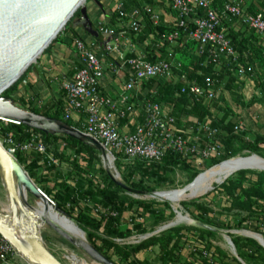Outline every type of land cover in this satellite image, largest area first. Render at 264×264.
Listing matches in <instances>:
<instances>
[{"label": "trees", "instance_id": "obj_1", "mask_svg": "<svg viewBox=\"0 0 264 264\" xmlns=\"http://www.w3.org/2000/svg\"><path fill=\"white\" fill-rule=\"evenodd\" d=\"M235 2H242V6L246 7L244 9L247 14H261L264 19V0H211V6L215 11L220 12L224 4ZM135 4L137 8H141L139 1ZM79 17L80 10L74 14L70 21L65 25L64 29L52 41L42 55L50 50V48L58 41L62 33L73 31V23ZM118 19L119 15L118 12H116L113 14L111 19L112 27H115ZM144 22L145 26L138 34L135 35L132 31H130V33L133 36H137V40L140 43H144L151 37L150 45L159 47V49H154L151 52V55H146V60L150 62H155L156 59L169 61L170 59L167 57V49L169 48V45L168 43H164L160 47V43L161 40L176 31V27L168 26L162 21L155 25L149 17H145ZM221 27L226 30L227 38L230 40L239 55L240 63L251 67L254 66L257 70L263 71L262 82H260L258 88L261 90L262 97L264 98V39L259 38L247 28L249 36H241L236 25H231L224 20L221 22ZM188 28V30L192 29L191 26ZM117 33L118 32L113 31V36L117 35ZM74 38H78L76 33H74ZM197 49L198 45L189 41L187 35L180 31L177 45L172 48L173 57L175 58L174 66L172 68L176 70L175 72L179 78V82L170 84L159 80H152L143 86V89L146 91L147 99L162 104L170 111L171 115L176 119V123L179 128L186 124L189 118H193L195 119V123L198 124L205 122V120H209L211 121L212 127L220 129L221 135L219 137V141L221 142L226 154L220 158V161L213 160L206 164L207 166L215 167L220 163L235 157L232 154L233 152H231L234 150L232 141H238L237 138L240 137V135H235L233 133V127L236 124L231 121H226L230 116L231 111L227 107H220L219 100L212 105H203L201 103L191 101L186 96L179 94L185 81L196 82L201 85L206 77H213V74L217 71L215 66L206 64L205 57H198L195 55ZM134 57L135 56H131L130 58ZM29 69L25 72H28ZM218 71L219 77L217 79L220 82H222L226 77L231 80L236 79L227 72L228 70L226 68H221ZM183 77L184 79H182ZM25 79L26 76L24 73L18 81L1 96L12 99L14 104L20 109L29 111L35 115L55 119L69 128L81 131L79 122L64 119V92L59 93V97L40 104L38 94L32 93L33 95L29 99L20 95V86ZM232 82L230 81V84H232ZM47 86L50 88L49 82L47 83ZM33 88L32 84H26V91L33 92ZM227 88L229 90V87ZM153 91L156 93L155 95L151 94ZM211 108H213V111H211ZM215 113H217V115L220 114V117H216ZM37 134L42 137L46 144L62 143L64 149L70 152L71 155L68 158L61 155L58 156L59 162L65 163L69 167L70 171L66 176L61 175L53 164L49 163L46 158L43 159L38 154H30L27 156L25 153L16 151L13 157L17 163L23 167L33 183L54 204V206L64 212L70 221H72L84 233L87 242L110 261L107 256V252L114 250L118 253L120 251L118 245L113 241L114 239L127 238L131 231L144 233V229L140 224L134 225L131 231H120L119 222L122 219V216L125 213L130 212L135 205L145 211H150L151 207L139 202H129L122 199L116 192L112 191V188L117 186L111 181L108 174L105 172H103L105 173L103 180L98 185H95L93 182V173H91L92 170L90 167L83 168L79 164V159H81L83 155L91 157L95 154H99L88 144L64 135H44L39 131L29 129L23 125H14L0 121V141H3L9 135L11 136L13 142L18 144L28 141L33 135ZM262 143L264 142L261 139H256L252 142H246V147L257 148ZM3 147L5 149L8 148L5 144H3ZM253 151L255 153L257 152L255 150ZM113 156L115 158L114 167L118 172H120V169H123L122 166L126 164L124 162V158L119 154H113ZM134 166L135 173H129L130 178L133 179L134 176L139 175L142 180L156 181L159 183H166V173L171 168L180 166H183L185 169L195 170L192 175V181L199 175H197L196 168L188 164L180 155H173L171 153L167 154L159 164L146 165L143 163H136ZM43 167L46 168V173H41L40 176H37ZM246 174L247 172L240 171L234 174L236 175L237 181L228 178L222 185L218 187L216 186L214 190H221L223 193L242 191L246 194L247 198L255 199L257 202L263 201L264 175L259 176L257 180L253 182L246 178ZM51 176H54L55 179L52 180ZM122 179L125 186L139 192L140 194L152 192L144 187L142 180L135 184L131 181V179H127L124 176H122ZM50 180H52V182ZM244 184H248V188L245 189L243 187ZM82 202L108 209L111 211L112 215L103 217L100 220L94 219L88 215L86 212L88 207L83 205ZM190 205L206 217L212 214L211 211L201 205L196 203H192ZM151 214H154V212H151ZM187 232L192 236L198 234L200 238H203L204 235L210 237L214 234L212 231L207 229L170 230L157 240L139 245L134 249V252L146 250L151 246H158L160 251L159 260L161 264H174L175 259H177L180 255L182 250L181 243ZM233 243L237 247V242L233 241ZM251 246H254L253 243L248 241L247 247L251 249ZM220 264L232 263L223 259L220 261Z\"/></svg>", "mask_w": 264, "mask_h": 264}, {"label": "built area", "instance_id": "obj_2", "mask_svg": "<svg viewBox=\"0 0 264 264\" xmlns=\"http://www.w3.org/2000/svg\"><path fill=\"white\" fill-rule=\"evenodd\" d=\"M161 2L175 15L173 26L177 30L160 43V47L168 43L167 57L170 60L150 62L146 60V54L122 60V68L127 77L123 87L125 93L114 101L101 93L100 84L104 70L98 58L82 41L74 40L78 67L72 80L62 85L65 93L64 119L73 120V115L78 116L80 132L97 141L113 158V154L121 155L126 164H159L171 153L180 155L197 169L223 156L224 148L219 141L220 129L212 127L211 121L205 120L200 124L195 123V128L191 129L193 136L189 138L184 127L177 126L176 119L170 111L162 104L147 99L145 94L140 99V112L136 115L133 130L128 133L121 132L119 121L135 114L137 107L129 93L135 91L141 93L142 87L147 83L152 80L164 81L171 73L174 66L172 48L177 45L181 31L187 35L189 41L198 45L195 55L205 57L206 64L215 66L217 71L213 77H206L201 85L185 81L179 94L191 101L212 105L218 101L224 87L217 79L218 70L226 68L231 76L239 79L253 74L252 67L240 63L239 55L227 38L221 22L224 20L231 25L241 23L259 38L264 39V19L261 14H247L242 2L226 3L220 12L212 8L211 0H161ZM118 15L120 19L126 17L122 7L118 8ZM137 15L149 17L155 25L159 22V17L149 6L135 9L133 16ZM189 26L192 27L191 30H188ZM141 30V22L132 18L129 31L136 35ZM98 32L109 38L114 35L112 31L104 28H100ZM105 50L112 52L114 46L107 43ZM151 94L156 93L153 91ZM243 132L242 125L236 124L233 127L235 135H241ZM0 143L8 147L3 148L12 156L16 151L45 154L44 146L36 141L35 135L28 141L18 144L8 135L3 143L1 141ZM13 252V247L0 237V260L4 262Z\"/></svg>", "mask_w": 264, "mask_h": 264}, {"label": "rangeland", "instance_id": "obj_3", "mask_svg": "<svg viewBox=\"0 0 264 264\" xmlns=\"http://www.w3.org/2000/svg\"><path fill=\"white\" fill-rule=\"evenodd\" d=\"M244 8L246 7L244 6ZM240 24L241 23L236 24L237 29L240 31V35L248 37L249 31ZM40 57L36 60L37 62ZM29 68V71L25 72L26 77L30 75L34 69L33 65ZM252 68L253 73H255L257 71L256 67L252 66ZM171 71L173 74H176L174 68H172ZM40 104H42V102H40ZM35 138L36 141L41 142L45 148V154L40 156L43 159L46 158L51 164H53L61 175L66 176L70 171L69 167L65 163H60L58 156L61 155L68 158L71 155L70 152L64 149L62 143L46 144L38 134L35 135ZM237 139L238 143L234 146V150L231 151L235 157L241 156L246 158L257 155L264 159V143L257 148H249L246 147L247 144L245 142L242 143L240 137ZM1 142L3 143V141ZM253 150L257 152L255 153ZM25 154L28 156L36 153L30 152ZM225 154V151H223V156H225ZM216 160L220 161V158ZM105 162L106 161L102 159L100 154H95L91 157L83 155L82 158L79 159L81 167H90L92 170L91 173H93V182L95 185H98L103 180L105 173L108 174V164ZM122 167L123 169H120V172H118L115 167L114 168L118 172L119 180L123 184L124 181L122 176L131 179L135 184L142 180L139 175L134 176L133 179L129 177V173H135L134 165L125 164ZM211 168L213 167L207 165L199 167L196 169L197 175L204 173ZM194 171L195 170L185 169L183 166H180L171 168L166 173V183L142 180L144 187L152 191L151 193L136 195L128 193L119 187L112 188V191L116 192L122 199L129 202H139L151 207L150 211H145L135 205L130 212H127L122 216V219L119 222L120 231H131L134 225L140 224L144 229V233L131 231L127 238L114 239L113 241L118 245L120 251L118 253L114 250L107 252V256L113 264H161L159 260L160 251L158 246H151L146 250L134 252V249L139 245L150 243L164 236L172 228L163 233L158 232L159 229L166 224L174 222L176 220L175 218H177L172 205L168 201L152 197L158 191L184 188L192 182ZM245 172H247L246 178L253 182L256 181L259 176L264 175V172L257 173V171L250 170H246ZM41 173H46L45 167L39 171L37 176H40ZM51 177L52 180L55 179L54 176ZM229 179L237 181L236 175L231 176ZM52 180L50 181L52 182ZM248 186V184L243 185L245 189L248 188ZM196 199L181 202L178 208L180 215L184 218L187 217L192 224L181 223L173 227L172 230H200L206 229L207 227L214 230L212 231L214 234L210 237L204 235L203 238H200L198 234L192 236L187 232L181 243L182 250L180 255L175 259L174 264H220V261L223 259H226L227 262L232 264H264V248L252 238L245 235L246 233H253L260 235L264 239V200L257 202L255 199L247 198L246 194L242 191L223 193L221 190L215 191L214 189L208 194ZM82 203L88 207L86 212L94 219L100 220L103 217L112 215L111 211L108 209L96 207L86 202ZM192 203L203 206L211 211L212 214L208 217L204 216L190 205ZM7 208V195L4 192L0 179V211L3 210L6 213ZM28 209L33 213L44 211V208L41 207L40 203L32 197L28 200ZM151 212H154V214H151ZM3 220L5 225L9 224L8 218ZM40 231L45 248L61 264H94L93 261L82 251L60 239L49 228L43 226L40 228ZM146 236L150 237L146 238ZM227 238L231 240L233 247L229 245ZM233 241L237 242V247L234 245ZM248 241H251L254 245L251 246V249L247 247ZM0 264L29 263L14 250L12 255H10L4 262L0 260Z\"/></svg>", "mask_w": 264, "mask_h": 264}, {"label": "water", "instance_id": "obj_4", "mask_svg": "<svg viewBox=\"0 0 264 264\" xmlns=\"http://www.w3.org/2000/svg\"><path fill=\"white\" fill-rule=\"evenodd\" d=\"M85 3L86 0H0V121L14 125H23L44 135H64L88 144L107 162L109 169L108 176L111 181L120 189L139 195V192L130 189L119 180V174L113 165L114 158L108 155L97 141L74 128L67 127L55 119L35 115L29 111L20 109L14 104L12 99L1 96L32 65L39 74L40 79L44 80L36 60L59 35L78 10H80V17L76 19L74 26L81 27L91 36L98 37V32L93 30L90 25L84 7ZM25 119L29 120L24 121ZM252 157L242 158V160ZM201 175L202 173L189 185L194 184ZM0 179L4 192L10 195L11 198L16 197V189L23 188L36 200L41 201L46 207H52L57 214L72 223L67 215L55 207L40 191L23 167L3 148L1 143ZM7 218L8 213H5L3 210L0 211V237L6 240L22 258L33 264H61L45 248L40 234L35 239L24 243L5 225L3 219ZM43 225L50 227L58 236L68 241L71 246L82 251L92 261L98 264H113L88 242L73 239L54 223L44 220ZM206 229L214 231L207 227ZM79 231L84 234L80 229ZM227 241L233 247L229 238H227Z\"/></svg>", "mask_w": 264, "mask_h": 264}, {"label": "crops", "instance_id": "obj_5", "mask_svg": "<svg viewBox=\"0 0 264 264\" xmlns=\"http://www.w3.org/2000/svg\"><path fill=\"white\" fill-rule=\"evenodd\" d=\"M139 1L141 8L136 7V2ZM143 6L152 8L153 13L159 17V22L162 21L168 26H173L175 15L167 9L161 0H89L86 1L84 7L93 30L97 31L100 28L109 29L110 31L118 32L113 37H106L98 32V37H94L85 32L81 27H75L73 23V31L64 32L61 34L58 41L43 54L37 64L43 74L44 80L40 79L36 69L28 75L25 81L21 84L19 93L26 99L32 97V93L39 95V101L46 103L53 98L59 97V93H63L62 85L71 81L75 70L78 67V56L74 48V40L82 41L98 58L103 70L104 77L100 84L101 93L110 99L117 101L124 92V83L127 80L126 72L122 68V60H127L131 56L151 55V52L158 48L152 46L151 37L144 43L137 40V36L131 35L129 25L133 19H138L141 22L142 29L145 26L144 16H133L135 9H142ZM122 7L126 17L118 19L115 27H112L111 19L114 13L118 12V8ZM76 21V20H75ZM74 21V22H75ZM74 33L78 38H74ZM111 43L114 46L112 52L105 50V44ZM169 51V48L167 49ZM159 61V59H156ZM175 61V58H174ZM263 71L257 70L252 75L244 79L236 78L231 80L226 77L223 83V92L219 97V106L227 107L231 114L227 118V122L242 125L244 132L240 135L243 142H252L256 139H261L264 142V98L262 92L258 88L262 82ZM230 81L232 84H230ZM50 83L48 88L47 83ZM166 83L175 84L179 82L177 74L171 73L165 77ZM26 84L33 85V92L26 91ZM229 87V90L228 88ZM146 91L142 87V92L137 91L129 93L137 105L135 114L128 117L126 120L119 121L121 132L128 133L133 130L139 114V102ZM64 101V98H63ZM65 103V102H64ZM219 114V113H218ZM215 116H219L215 113ZM78 116L73 115V121L77 122ZM187 124V125H186ZM184 124L185 133L191 138L192 127L195 126V119L189 118ZM190 124V125H188ZM191 136V137H190ZM233 146H236L238 141H232Z\"/></svg>", "mask_w": 264, "mask_h": 264}, {"label": "bare ground", "instance_id": "obj_6", "mask_svg": "<svg viewBox=\"0 0 264 264\" xmlns=\"http://www.w3.org/2000/svg\"><path fill=\"white\" fill-rule=\"evenodd\" d=\"M27 120L29 119H25L24 121ZM242 158L244 157L236 156L231 158L228 162L209 169L208 171L202 173V175L192 185H189L192 183L190 182L187 186L181 189L156 192L152 198H159L168 201L172 205L177 216V218H175L176 220L174 219V222L162 226L159 231L163 233L166 230L168 231L171 228L173 229V227L181 223L192 224L187 217L184 218L180 215L178 208L181 202L196 199L208 194L215 189L216 186H219L226 179L240 171L250 170L257 171V173L264 172V159L256 155H253L252 158L246 160H242ZM6 195L8 203L6 213H8L9 221V224L6 226L24 243L31 239H35L38 234L41 235L40 228L43 226L49 228L56 236H58L50 227L43 225L44 220L54 223L73 239L87 242L86 236L79 231V228L73 222H68L61 215L57 214L52 207H46L41 201L37 200L41 207L44 208V211L36 213L30 212L28 209V200L29 197L32 196L23 188L16 189L15 198H11L8 194ZM245 235L252 238L262 248H264V239L260 235L253 233H246ZM58 237L70 245V243L65 239L60 236ZM28 263L33 264L30 261H28ZM93 263L98 264L95 261H93Z\"/></svg>", "mask_w": 264, "mask_h": 264}]
</instances>
